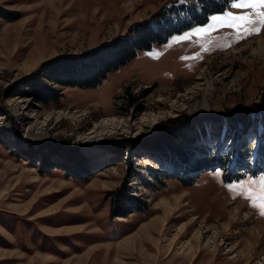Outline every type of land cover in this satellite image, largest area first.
<instances>
[{
  "label": "rangeland",
  "instance_id": "rangeland-1",
  "mask_svg": "<svg viewBox=\"0 0 264 264\" xmlns=\"http://www.w3.org/2000/svg\"><path fill=\"white\" fill-rule=\"evenodd\" d=\"M169 1L0 0L1 7L19 11L16 19L0 16V264H264V170L226 180L230 163L190 185L165 179L161 186L150 167L170 163L153 144L116 151L104 145L146 138L159 120L178 113L263 100L264 30L238 39L219 25L227 12L258 15L264 6L236 9L227 0L205 22L138 50L98 86L59 85L57 102L40 103L10 88L43 60L123 33ZM204 25L205 31H195ZM250 116L259 118L261 111ZM204 123L210 129L204 146L215 150L220 131ZM241 140L257 144L252 131ZM39 141L75 145L82 157L55 153ZM233 144L227 138L223 151ZM254 159L252 152L246 160L264 166ZM122 183L144 206L130 204L125 215L112 216L105 192ZM162 215L133 245L119 242ZM250 229L259 235L248 248L243 239Z\"/></svg>",
  "mask_w": 264,
  "mask_h": 264
},
{
  "label": "trees",
  "instance_id": "trees-1",
  "mask_svg": "<svg viewBox=\"0 0 264 264\" xmlns=\"http://www.w3.org/2000/svg\"><path fill=\"white\" fill-rule=\"evenodd\" d=\"M227 0H171L163 3L147 17L133 21L123 33L79 52H60L39 63L33 70L19 77L10 85L16 94L29 96L40 103L57 102L62 94L59 85L91 88L98 86L106 75L128 63L138 50L147 49L154 43L166 41L169 35L180 33L206 21L210 13L221 11ZM0 16L12 20L19 17V11L0 6ZM261 111L259 118L250 116ZM4 111V110H2ZM224 114V117L222 116ZM207 120L220 131L216 149L204 146L210 129ZM221 122L225 126L221 127ZM261 124L258 130L257 124ZM257 132V144L252 147L241 140L247 132ZM152 134L146 138L109 139L104 144L113 150L136 142L153 144L160 157L168 160L166 167H150L151 175L165 185V179H175L181 185H190L201 173L210 169L229 167L222 174L226 180L237 179L264 170V166L250 164L246 159L255 152V161L264 160V98L244 108H227L220 112L178 113L159 120L152 127ZM227 138L234 140L232 148L223 151ZM45 144L55 153L82 157L77 147L62 146L61 142H38ZM156 155V156H158ZM76 174V172H75ZM122 183L107 190L110 198L109 212L112 216L125 215L128 205L140 210L144 202L128 191Z\"/></svg>",
  "mask_w": 264,
  "mask_h": 264
},
{
  "label": "snow or ice",
  "instance_id": "snow-or-ice-1",
  "mask_svg": "<svg viewBox=\"0 0 264 264\" xmlns=\"http://www.w3.org/2000/svg\"><path fill=\"white\" fill-rule=\"evenodd\" d=\"M257 6H264V0H233L231 7L236 9H250ZM227 17L226 23H221L220 27H228L237 32L238 39H244L247 36L258 34L264 30V9L258 15L255 12H244L240 15H233L231 12L224 14ZM222 16L213 15L211 20H222ZM209 25L201 26L195 31H205ZM189 34L180 35V40L187 39ZM261 215H264V208L261 210Z\"/></svg>",
  "mask_w": 264,
  "mask_h": 264
},
{
  "label": "bare ground",
  "instance_id": "bare-ground-1",
  "mask_svg": "<svg viewBox=\"0 0 264 264\" xmlns=\"http://www.w3.org/2000/svg\"><path fill=\"white\" fill-rule=\"evenodd\" d=\"M132 2V1H131ZM130 5H128L127 7H129ZM259 45L261 46V47H259V49H262V39H259ZM161 202H163V201H161ZM163 204V208H164V210L163 211H165L164 212V214L166 215L168 212H169V210H168V205H167V203L166 202H163L162 203ZM237 211V210H236ZM236 211H234V213L233 214H235L236 213ZM163 214V215H164ZM162 215V216H163ZM156 217V218H154L153 220H151L149 223H146L145 225H142L141 227H139L135 232H133V233H131V234H129V235H127L126 237H124L121 241H119V242H126L128 245H133L134 243H136V241H137V239L139 238V236L141 235V234H144V233H147V232H150L151 230H153V228H154V225H156L157 223V220H159V221H163V219H164V216L163 217ZM158 221V222H159ZM160 225V224H159ZM255 225H257V223L255 224ZM258 235L259 234H257V233H254L251 229L247 232V236L243 239V242H244V245H247V247L249 248L250 246H252L253 245V243H251L250 241H251V238L252 237H254L255 238V242H256V239H257V237H258ZM159 244V243H158ZM192 243H189L188 244V246H187V248H190V247H192ZM155 248V247H154ZM157 251V250H156ZM159 253V252H158ZM190 253H192V252H190Z\"/></svg>",
  "mask_w": 264,
  "mask_h": 264
}]
</instances>
